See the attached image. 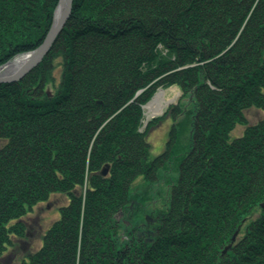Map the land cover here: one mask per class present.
I'll use <instances>...</instances> for the list:
<instances>
[{"label":"trees","instance_id":"1","mask_svg":"<svg viewBox=\"0 0 264 264\" xmlns=\"http://www.w3.org/2000/svg\"><path fill=\"white\" fill-rule=\"evenodd\" d=\"M58 1L0 0V65L42 43ZM71 8L39 64L0 83V257L25 235L22 217L64 194L40 247L15 264H264V0ZM173 84L185 104L141 131L143 105ZM250 107L263 115L248 124ZM168 112H184L190 144L176 149L175 125L151 157L147 132ZM166 166L177 175L166 193L132 191Z\"/></svg>","mask_w":264,"mask_h":264},{"label":"rangeland","instance_id":"2","mask_svg":"<svg viewBox=\"0 0 264 264\" xmlns=\"http://www.w3.org/2000/svg\"><path fill=\"white\" fill-rule=\"evenodd\" d=\"M59 60L60 57L57 58V65L53 70L55 84L59 82L62 74ZM48 90L51 92L52 88L48 87ZM159 91L161 90L158 88L157 93ZM163 96L166 100H168V103L162 110L163 114L159 116L164 115L165 110H167L169 106H174V104H178L179 101L180 104L183 105L186 101V99H180L181 90L175 84L163 88ZM183 109H185L184 106ZM244 115L245 118H247L248 120V124H250L259 121L262 118L263 112L261 111V109L259 110L255 107H250V109L244 111ZM145 119H147V115L144 112L143 121ZM175 125L176 133L173 139V143L174 146H176V149L183 150V148H185L187 144H190L189 137L191 133V125L190 121L188 119H185L184 112L175 114L172 112H168L163 118L158 121V123L154 124V126L151 127L147 132V139L149 144H151L149 150V155H151V157L158 155L165 149L167 144L166 142L170 138V130ZM243 128L244 126L241 124L236 125L234 130L232 131V136H240V134L244 130ZM167 166L158 170V177L156 178V180L159 181H148L146 179L144 180L142 177L137 178L132 185V191H135L137 189L145 190L147 187H150L149 189H159L161 193H166L167 182H165V180L167 181L168 178L166 173L168 172V174L172 176H177L176 173H174V169L169 167L170 170H168L169 168ZM168 182H170V180H168ZM157 198L158 204L161 205L162 197L158 194ZM67 203L68 201L64 194H53L50 196L49 200L39 202L38 205L34 206L33 209L29 211L27 215L22 217V220L26 225L25 235L22 237L13 236V243L8 246L7 250L0 257V263L15 264L31 251L38 249L41 245L43 236L42 234L44 233L45 229H47L51 225V222L53 220H56L60 217V212L58 208L61 205Z\"/></svg>","mask_w":264,"mask_h":264},{"label":"water","instance_id":"3","mask_svg":"<svg viewBox=\"0 0 264 264\" xmlns=\"http://www.w3.org/2000/svg\"><path fill=\"white\" fill-rule=\"evenodd\" d=\"M72 1L73 0H59L58 1L56 6L54 7L53 16H52V19H53L52 25L49 28L48 33L46 34V36L42 40V43L39 46H37L36 48L32 49V51L21 53V55L29 54L30 56L28 58H26L20 66L13 68L11 70H7V71L1 70L0 71V83L1 82H11L12 80L21 79L22 76L25 75V73L32 70L33 67H35L36 65L39 64V62L43 59L44 55H46L48 53L49 49L51 48V46L53 44V40L56 37V35L62 31L61 29L63 28V25L65 24L68 16L71 13ZM21 55H17V56H21ZM17 56H15L14 58H16ZM13 59H11V60H13ZM11 60L1 64L0 69H1V67L5 66L7 63L11 62ZM160 90L163 91V89H160ZM156 93L157 92H155V94ZM155 94L152 95V98L155 96ZM152 98L150 100H148V102L146 104L150 103ZM146 104L143 105V108ZM161 114H163V112H161L160 114H157V115H153V117L161 115ZM153 117L147 118L143 121V126H142L141 130H143V128L148 124V121L152 120ZM108 168H109L108 164L103 166L101 173L106 174L108 172ZM121 214H122V212L119 213V215H121ZM146 219H149V216H147ZM235 234H236V232L232 236V241H234V239L236 237ZM229 246H230V244L225 245L223 252L226 251Z\"/></svg>","mask_w":264,"mask_h":264},{"label":"bare ground","instance_id":"4","mask_svg":"<svg viewBox=\"0 0 264 264\" xmlns=\"http://www.w3.org/2000/svg\"><path fill=\"white\" fill-rule=\"evenodd\" d=\"M29 54H23L21 56H17L11 62L7 63L5 66L1 67V70H11L13 68H16L22 64V62L28 58ZM168 100H166L163 96V91H159L155 94V96L152 98L151 102L146 104L144 106V112L147 115V118L153 117V115L160 114L163 112L162 110L167 105Z\"/></svg>","mask_w":264,"mask_h":264},{"label":"flooded vegetation","instance_id":"5","mask_svg":"<svg viewBox=\"0 0 264 264\" xmlns=\"http://www.w3.org/2000/svg\"><path fill=\"white\" fill-rule=\"evenodd\" d=\"M155 222V219H153L152 217L149 220V223L147 224L146 222H143L141 224V227L138 229L137 233L139 236H143L147 241L151 240L155 234H156V230L153 229V227H151L152 223ZM152 231V232H148V231Z\"/></svg>","mask_w":264,"mask_h":264}]
</instances>
